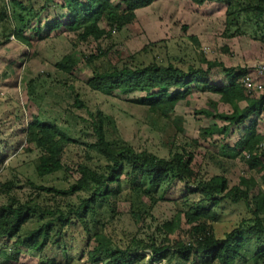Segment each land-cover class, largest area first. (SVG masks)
<instances>
[{"label": "trees", "instance_id": "16d2710c", "mask_svg": "<svg viewBox=\"0 0 264 264\" xmlns=\"http://www.w3.org/2000/svg\"><path fill=\"white\" fill-rule=\"evenodd\" d=\"M58 1L66 16L47 23V32L69 33L77 42L97 44L111 42L113 34L133 23L137 11L156 0ZM185 1L196 7L213 3L224 6V37H248L262 45L264 52V0ZM53 2L43 0L37 7L31 0H0V47L10 36L25 47L40 41V16ZM241 25L253 27V34L244 32ZM230 28H234L232 33H228ZM181 29L186 31V27ZM189 40L199 48L195 38ZM113 48V44L104 50L97 47L95 53L82 57L92 70L85 85L112 99L140 94L132 103L163 123L167 157L136 152L119 137L112 117L100 111L86 112L87 120L82 121L90 126L95 140L83 146L82 155L70 168L63 164V156L76 142L64 131L33 116L22 131V154L34 155L27 164L33 178H24L29 191L21 197V182L15 177L0 182V197L4 198L0 205V242L5 248L12 241L10 254L4 255L5 262L18 264L20 249H24L38 254L39 264H77L84 257L86 264H142L146 259V264H264V191L258 186H264V147H260L264 135L258 131L264 116V94L255 96L240 82L253 69H226L203 56L198 64L169 56L164 63L154 58L145 62L152 46L129 55L121 65L104 64ZM78 63L70 54L56 62L54 68L70 75ZM215 68L222 69L225 84L211 82L210 73ZM25 87L28 98L39 102L36 90L41 85L37 79L29 80ZM68 89L74 107L84 109L72 86ZM195 93L218 96L219 102L230 109L229 114L219 113L217 104L208 101L193 110L194 116L209 123L200 131L201 138L210 139L216 134L224 141L235 128L244 126L233 146L225 142L221 145V159L209 155L219 165L236 158L246 165L248 175L240 177L233 187L224 175L209 179L201 176L195 162L198 140L187 138L179 119L168 120L176 107H189ZM216 121L223 126L217 127ZM58 174L64 182L76 178L66 188L43 184L47 179H58ZM253 174L259 176V184ZM177 186L181 199L187 201L189 195H196L198 200L182 204L171 220L154 224L155 206L165 196V191L161 195L158 192ZM121 202L128 204L134 233L116 232L114 221ZM224 205L242 206L243 211L231 229L218 237L214 225ZM75 228L81 234L72 240L81 244L73 256L67 233Z\"/></svg>", "mask_w": 264, "mask_h": 264}, {"label": "rangeland", "instance_id": "374dc122", "mask_svg": "<svg viewBox=\"0 0 264 264\" xmlns=\"http://www.w3.org/2000/svg\"><path fill=\"white\" fill-rule=\"evenodd\" d=\"M31 1L37 7L43 4V0ZM65 16L66 13L60 8V2L54 0L41 13L40 41L32 42L31 47H25L10 36L6 44L0 47V161L4 158L0 163V182L4 183L13 177L18 178L21 182L19 184L21 197L29 191L24 184V178H33L31 168L27 167V164L33 160L34 155L22 154V131L33 116L64 131L76 142L63 156V164L70 168L82 155L83 146L95 140L90 126L82 121L87 120L86 112L95 114L100 111L112 117L119 137L136 152L145 151L158 157H167L163 123L149 115L145 108L132 103V100L140 98V94L123 95L119 99H112L92 92L86 87L85 82L91 76L92 70L83 62L82 57L95 53L97 47L104 50L113 44L114 48L103 62L114 66L121 65L129 55L147 46H152L153 50L144 58L145 62L154 58L164 63L166 56H169L188 64H198L199 57L203 56L205 60L219 63L226 69H253L256 65L264 64L262 45L252 42L248 37L238 39L224 37L225 8L219 4L196 7L185 0H156L151 6L137 11L133 23L119 33L113 34L111 42L100 41L97 44L92 41L77 42L74 35L69 33L47 32V23ZM182 27H186V31H183ZM105 28L107 30L108 26ZM240 28L249 35L253 34L254 29L250 25H241ZM233 31L234 28H230L228 33ZM24 34L28 35V32ZM189 38H195L199 48H196ZM70 54L75 56L79 63L70 75H63L54 68V64ZM117 54L120 56L119 61ZM34 79L41 85L36 90L41 97L39 102L28 98L25 87L29 80ZM210 80L216 85L225 84L222 69H213ZM71 86L83 103L84 109L78 110L74 107L73 96L68 89ZM252 88L255 96L263 94L264 78H254ZM208 101L217 104L219 113H230V109L219 102L218 96L195 93L189 101V107H176L168 120L179 119L187 138L198 140L199 149L195 155V162L200 167L201 176L209 179L215 175H224L229 186L233 187L237 185L240 177L248 175L246 165L239 161V158L234 161L225 160V164L219 165L211 160L209 155L213 156V159L218 158L219 148L224 142L233 146L241 137L244 126L235 128L224 141L216 134L210 139L201 138L200 131L208 128L209 123L201 116H194L193 110L204 107ZM214 124L217 127L223 126V123L218 121ZM258 131L264 135V116L260 119ZM253 176L259 184V176L255 174ZM75 178L74 176L64 182L62 176L58 174V179H47L43 184L66 188ZM258 186L263 191L264 187ZM179 188V186L170 190L164 188L158 192V195H161L165 191V196L164 201L155 206L152 215L154 224L161 225L171 220L175 212L182 208V204L198 200L196 195H189L187 201H184L181 199L182 194L176 192ZM3 203L4 198L0 197V205ZM242 211V206L224 205L222 215L214 225L216 235L221 237L229 231L242 216ZM117 212L118 216L114 221L116 232L120 235L134 233L136 229L129 218L128 204L118 203ZM181 222V228L185 231L187 227L183 220ZM152 229L147 232H151ZM80 234L79 228L71 229L67 233L71 238L73 254L81 243L72 239ZM11 244L12 241L3 248V243L0 242V264H8L4 255L10 254ZM147 262L148 259L142 264ZM17 263L39 264V255L20 249ZM77 264H86V258H82Z\"/></svg>", "mask_w": 264, "mask_h": 264}, {"label": "built area", "instance_id": "2783aa9c", "mask_svg": "<svg viewBox=\"0 0 264 264\" xmlns=\"http://www.w3.org/2000/svg\"><path fill=\"white\" fill-rule=\"evenodd\" d=\"M260 79V78H264V64H259L253 67V70L250 74H247L246 76H244L241 79V84L244 86V88L248 91V92H254V89L252 88V82L253 79ZM264 94V93H263ZM261 94V95H263ZM261 148L264 147V143H262L260 145ZM264 187V186H263ZM264 191V189H263Z\"/></svg>", "mask_w": 264, "mask_h": 264}]
</instances>
